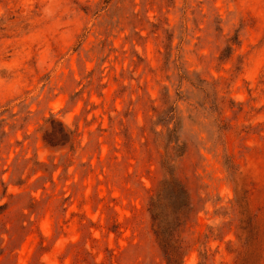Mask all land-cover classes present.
<instances>
[{
    "label": "rangeland",
    "instance_id": "obj_1",
    "mask_svg": "<svg viewBox=\"0 0 264 264\" xmlns=\"http://www.w3.org/2000/svg\"><path fill=\"white\" fill-rule=\"evenodd\" d=\"M167 178L182 264H264V0H0V264H167Z\"/></svg>",
    "mask_w": 264,
    "mask_h": 264
},
{
    "label": "trees",
    "instance_id": "obj_2",
    "mask_svg": "<svg viewBox=\"0 0 264 264\" xmlns=\"http://www.w3.org/2000/svg\"><path fill=\"white\" fill-rule=\"evenodd\" d=\"M174 108L170 109L169 120L164 124L172 125L169 130L175 132L179 124V119L174 113ZM42 140L45 145L57 150L68 148L74 150L78 144V133L75 129L65 124L55 114H51L45 119L41 127ZM164 192H169L172 198L170 206L168 197H163ZM189 206V195L185 187L176 179L167 178L163 181L162 187L156 197L151 200L150 212L156 226L155 234L166 259L167 264H182L185 249L179 239L185 222H182L177 214ZM2 208V206H1ZM253 240V236H251ZM242 264H247L243 259Z\"/></svg>",
    "mask_w": 264,
    "mask_h": 264
}]
</instances>
